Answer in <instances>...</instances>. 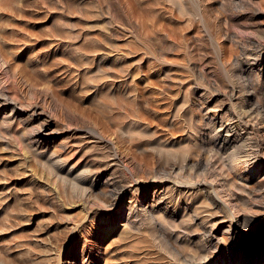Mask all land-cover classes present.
<instances>
[{
	"label": "rangeland",
	"instance_id": "1",
	"mask_svg": "<svg viewBox=\"0 0 264 264\" xmlns=\"http://www.w3.org/2000/svg\"><path fill=\"white\" fill-rule=\"evenodd\" d=\"M0 49L63 106L44 107V134L35 97L0 80V264L234 259L198 160L208 116L264 105V0H0Z\"/></svg>",
	"mask_w": 264,
	"mask_h": 264
},
{
	"label": "bare ground",
	"instance_id": "2",
	"mask_svg": "<svg viewBox=\"0 0 264 264\" xmlns=\"http://www.w3.org/2000/svg\"><path fill=\"white\" fill-rule=\"evenodd\" d=\"M8 57L7 53L0 49V80H3L2 83L7 81L14 84V96L21 101V97H25L21 87L27 90L30 97H35L30 108L36 118L40 119L38 129L45 131L52 121L44 112V107L56 109L63 106L48 87L39 88L32 83L28 69L16 62L12 65ZM15 98L8 100L13 103L12 106H16ZM234 108L235 113L226 117L225 122L213 120L212 116H208L206 123L210 135L207 140L213 152L209 156L203 154L198 160V166L212 167L209 170L211 173H204L203 179L210 182L215 198L234 217L222 229L215 247L221 249L222 253H229L231 258L234 257L229 264H264V105L239 99L235 101ZM50 133L51 129L44 132ZM114 157L130 169L138 165L133 157L120 150L117 143L114 144ZM190 176L192 173L189 178ZM248 224L256 227L254 228L257 232L253 236L250 229L254 228L248 227ZM232 226L237 231H242L244 237L243 243L234 250L235 252L232 251L233 247L230 241L227 242L225 235ZM249 237L253 238L250 245V242H247ZM259 242H262V245L258 248ZM100 259V251L96 248L95 251H89L85 264H99Z\"/></svg>",
	"mask_w": 264,
	"mask_h": 264
}]
</instances>
